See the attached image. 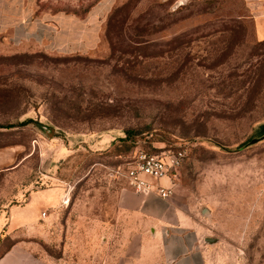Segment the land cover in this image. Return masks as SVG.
Returning <instances> with one entry per match:
<instances>
[{
    "label": "rangeland",
    "instance_id": "1",
    "mask_svg": "<svg viewBox=\"0 0 264 264\" xmlns=\"http://www.w3.org/2000/svg\"><path fill=\"white\" fill-rule=\"evenodd\" d=\"M29 4L37 28L0 35V123L40 124L0 127V210L64 185L46 250L130 264L154 241L118 205L125 172L140 150L182 147L176 206L212 220L228 264H264V0Z\"/></svg>",
    "mask_w": 264,
    "mask_h": 264
},
{
    "label": "crops",
    "instance_id": "2",
    "mask_svg": "<svg viewBox=\"0 0 264 264\" xmlns=\"http://www.w3.org/2000/svg\"><path fill=\"white\" fill-rule=\"evenodd\" d=\"M33 8L29 0H0V35L10 30L14 39L22 31L37 28L34 21L27 20L32 17ZM19 17L23 20L19 21ZM42 22L46 26V21ZM38 28V35H44L46 27L40 25ZM163 180L159 182L168 184L166 178ZM65 189L64 185L35 188L21 204L0 210V245L5 236L13 241L0 256V264H68L63 249L54 254L44 247L50 237V225L56 222L57 208L68 195ZM31 202L44 206L39 217L29 206ZM118 205L139 218L140 241L147 237L154 241V253L150 257L146 256L147 248L142 242L130 264H139V260H146L144 264H228L221 251L220 238L212 243L207 241L214 236L212 220L184 211L176 206L173 196L162 197L154 192L143 194L124 187L119 192ZM122 264H128L126 257Z\"/></svg>",
    "mask_w": 264,
    "mask_h": 264
},
{
    "label": "built area",
    "instance_id": "3",
    "mask_svg": "<svg viewBox=\"0 0 264 264\" xmlns=\"http://www.w3.org/2000/svg\"><path fill=\"white\" fill-rule=\"evenodd\" d=\"M184 157L185 151L182 147L159 151L140 150L125 172L127 183L136 192L143 194L154 192L162 197H168L173 192V183L161 184L159 181L176 176Z\"/></svg>",
    "mask_w": 264,
    "mask_h": 264
},
{
    "label": "trees",
    "instance_id": "4",
    "mask_svg": "<svg viewBox=\"0 0 264 264\" xmlns=\"http://www.w3.org/2000/svg\"><path fill=\"white\" fill-rule=\"evenodd\" d=\"M36 122L35 120H33V118L31 117H26L25 119L23 120H20V121H17V122H9V123H5V124H2L0 123V127H12V126H16V125H25V124H28L29 122ZM37 124H40L39 122H36ZM130 133H131V130H127L126 131V134H127V137L130 136ZM264 135V123H261L258 127V130L254 133V136L256 137H259V136H262ZM6 237V236H5ZM4 238H2L1 241H3ZM13 241H11L8 245H6L3 249H0V256L5 252V250H7V248H9L10 244L12 243Z\"/></svg>",
    "mask_w": 264,
    "mask_h": 264
},
{
    "label": "water",
    "instance_id": "5",
    "mask_svg": "<svg viewBox=\"0 0 264 264\" xmlns=\"http://www.w3.org/2000/svg\"><path fill=\"white\" fill-rule=\"evenodd\" d=\"M204 212H206V213H207V210H206V209H204ZM207 239H208L207 241H209L210 243H212V242H214V241H216V240H217V238H216V237H208Z\"/></svg>",
    "mask_w": 264,
    "mask_h": 264
}]
</instances>
